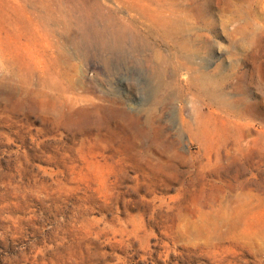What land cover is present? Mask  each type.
<instances>
[{
    "label": "rangeland",
    "instance_id": "374dc122",
    "mask_svg": "<svg viewBox=\"0 0 264 264\" xmlns=\"http://www.w3.org/2000/svg\"><path fill=\"white\" fill-rule=\"evenodd\" d=\"M0 264H264V0H0Z\"/></svg>",
    "mask_w": 264,
    "mask_h": 264
},
{
    "label": "bare ground",
    "instance_id": "6f19581e",
    "mask_svg": "<svg viewBox=\"0 0 264 264\" xmlns=\"http://www.w3.org/2000/svg\"><path fill=\"white\" fill-rule=\"evenodd\" d=\"M199 69V68H198ZM189 69H187L188 71ZM222 72V71H221ZM196 75L191 77V82L197 86V88L205 94V96H209V99H213L216 96V92L220 91L222 95L223 88H225L226 81L229 79L230 76L222 75L220 73V69H217V75H209L205 72H202L200 70H195ZM216 98V97H215ZM214 98V99H215ZM219 100V99H218ZM241 100V99H240ZM245 100V98H244ZM237 102L229 103L226 100H220L218 105L219 108L222 110V112H225L229 116L234 113L232 111L233 105H236ZM234 109V108H233Z\"/></svg>",
    "mask_w": 264,
    "mask_h": 264
}]
</instances>
